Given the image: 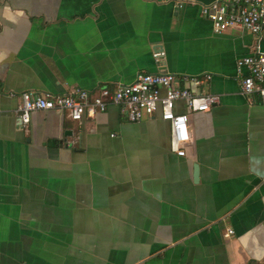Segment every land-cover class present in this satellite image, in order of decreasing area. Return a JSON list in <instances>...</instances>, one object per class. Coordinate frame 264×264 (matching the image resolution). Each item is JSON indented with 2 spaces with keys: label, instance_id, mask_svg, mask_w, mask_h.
Masks as SVG:
<instances>
[{
  "label": "crops",
  "instance_id": "crops-1",
  "mask_svg": "<svg viewBox=\"0 0 264 264\" xmlns=\"http://www.w3.org/2000/svg\"><path fill=\"white\" fill-rule=\"evenodd\" d=\"M210 1L0 0V264H264V106L235 67L264 52V30L212 33ZM138 71L210 75L178 82L218 96L189 114L183 156L158 109L137 122L115 105L79 121L37 110L18 125L22 91Z\"/></svg>",
  "mask_w": 264,
  "mask_h": 264
},
{
  "label": "built area",
  "instance_id": "built-area-1",
  "mask_svg": "<svg viewBox=\"0 0 264 264\" xmlns=\"http://www.w3.org/2000/svg\"><path fill=\"white\" fill-rule=\"evenodd\" d=\"M200 11L209 20L212 33L240 27L253 34L258 41L264 30V0H211L202 4ZM151 56L158 62L163 51L154 49ZM235 67L240 74L241 93L247 96L257 94L264 106V52L255 45L251 54L236 59ZM209 78V74L175 75L138 71L129 83H116L111 87L102 85L91 91L76 86L60 94L26 90L17 94L15 112L19 127L25 129L30 112L37 110H55L72 121H79L82 116L94 117L109 105H115L127 121L137 122L150 117L158 109L160 118L169 125L170 150L183 156L189 141V114L208 110L218 103V96L191 91L178 86V82H189L196 86ZM176 101L183 102L184 112L173 110ZM231 233L232 229L227 228L223 236Z\"/></svg>",
  "mask_w": 264,
  "mask_h": 264
},
{
  "label": "water",
  "instance_id": "water-1",
  "mask_svg": "<svg viewBox=\"0 0 264 264\" xmlns=\"http://www.w3.org/2000/svg\"><path fill=\"white\" fill-rule=\"evenodd\" d=\"M193 181L197 180V164H193V172H192Z\"/></svg>",
  "mask_w": 264,
  "mask_h": 264
}]
</instances>
